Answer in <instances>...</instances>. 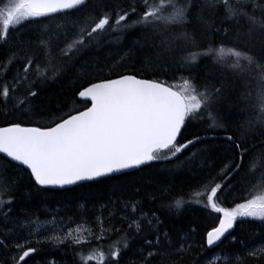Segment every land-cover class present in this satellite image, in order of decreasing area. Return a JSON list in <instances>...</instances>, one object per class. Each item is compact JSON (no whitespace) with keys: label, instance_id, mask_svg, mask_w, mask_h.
Listing matches in <instances>:
<instances>
[{"label":"snow or ice","instance_id":"1","mask_svg":"<svg viewBox=\"0 0 264 264\" xmlns=\"http://www.w3.org/2000/svg\"><path fill=\"white\" fill-rule=\"evenodd\" d=\"M201 61L214 70L202 78L193 74ZM170 69L171 80L161 79ZM64 79L80 85L73 99L42 107V93ZM237 83L255 87L254 98L240 91L231 99L228 84ZM0 108L17 117L0 126V264H30L49 245L71 251V264H179L194 250L189 241L195 229L173 238L156 212L143 210L140 188L121 179L131 170L171 165L185 153L182 163L207 162L217 140L225 142L231 163L207 177L203 191L185 199L165 180L144 195L168 197L167 207L177 213L195 203L216 214L200 245L212 255L191 264H221L220 257L232 264L241 252L215 250L229 236L235 242L234 225H264V171L257 175L245 161L257 155V146L264 152L260 0H123L114 6L104 0H0ZM237 108L245 119H233ZM237 176L240 202L224 206L221 196ZM24 177L29 196L103 180L112 182L115 198L93 205L91 219L52 211L42 220L17 207ZM254 187L260 194H252ZM134 244V258L125 261ZM259 246L245 253L256 255ZM46 256L42 264H61Z\"/></svg>","mask_w":264,"mask_h":264},{"label":"trees","instance_id":"2","mask_svg":"<svg viewBox=\"0 0 264 264\" xmlns=\"http://www.w3.org/2000/svg\"><path fill=\"white\" fill-rule=\"evenodd\" d=\"M123 0H104V3L110 5H116L122 3ZM264 2V0H260ZM93 4L98 3V0H92ZM31 27H36L32 25ZM219 39V38H218ZM227 59V58H226ZM141 65L137 63L135 70L139 71ZM214 71L208 67L207 61H201L199 66L193 69V74L198 77H204L209 72ZM173 69H170L167 75L161 74V79L171 80ZM187 75V73H185ZM174 83L179 84L180 81ZM80 85L74 83L73 80L64 79L56 83H51L44 93H42V107L49 106L51 101V107H55L56 102L63 104L65 100L71 101L75 92L79 89ZM229 94L231 99H235L236 92H248L255 93V87L251 89L241 88L240 84H228ZM78 101V98H76ZM78 107L79 105H72ZM243 107V106H238ZM233 119H245L246 114H242L237 109H233ZM21 120L28 119L27 117H20ZM17 117L10 112L5 113L3 108H0V126H3L7 122H16ZM199 125L190 126L185 132L188 136L191 132L197 131ZM190 138V137H189ZM215 145L212 152L209 154L207 162L202 158H197L194 163H182L187 160L188 153L180 158L179 161H173L171 165L153 164L150 167L142 168L139 171L130 173L128 177L122 178V183H128L131 181L140 188V197L143 198L142 208L145 212H156L159 218L163 221L165 230L172 233L175 238L176 233L181 229L185 234H188L190 229H195L190 233L192 243L195 247L191 256H185L179 259V264H191V261L200 259L201 257L211 256L212 253L207 248H201L202 239L204 233L212 226H214L215 213H210L209 210L203 209L202 205L191 203L184 207L179 213L175 209L167 207L169 199L166 196H159L155 201L149 200L144 194L156 191L161 186V182L167 180L168 186L172 188L173 192L184 193V198H188V194L194 191H203L200 187L207 177L210 175L218 174L224 167L231 163L232 154L228 151L226 144L223 140L215 141ZM257 155L249 161L245 158L246 163L253 168H257V175L259 172L264 171V152H260V146H257L253 150ZM251 155V154H250ZM11 174V170L10 173ZM243 175V173L241 174ZM240 177L230 179L229 183L234 185L231 189L226 188L224 194L221 196L220 203L224 206H231L235 202H240L241 184H238ZM112 182L101 181L100 183L86 185L81 188H73L68 192H55L47 196L28 195L30 185L27 178L24 177L20 180V193L17 197V207L25 208L31 212H36L43 220L46 213L52 211H59L61 215L65 214V211L69 215H74L77 218L86 215L89 219L92 216V206L105 203L109 198H115L111 191ZM253 195L260 194V190L256 187L251 189ZM131 192L125 191L124 196L130 195ZM116 195H120L117 193ZM87 204V209L80 208V204ZM232 236L236 237L235 242L232 241L231 236L221 243L215 250L217 253L222 249L228 251H238L242 253L239 258H233L232 264H264V225H261L259 221H248L245 223L237 222L235 224ZM243 241V244H241ZM258 248H253L256 255L248 256L245 253V249L250 246L257 245ZM139 247V244H134L129 249L128 254L125 256V261H130L134 258V253ZM51 254L61 264H71L72 252L67 248L61 247L59 250L49 246H45L41 254L35 256L30 264H42L43 260L48 258L46 254ZM221 264H224L222 257ZM215 264V259H213Z\"/></svg>","mask_w":264,"mask_h":264},{"label":"water","instance_id":"3","mask_svg":"<svg viewBox=\"0 0 264 264\" xmlns=\"http://www.w3.org/2000/svg\"><path fill=\"white\" fill-rule=\"evenodd\" d=\"M78 100H79V98H78ZM135 171H136V170H131L130 173L135 172ZM74 188H75V187H74ZM72 189H73V188H72ZM234 227H235V225H234ZM233 230H234V229H233ZM233 230H232V232H233ZM223 241H224V240H223ZM220 244H221V243H220ZM220 244H219V245H220Z\"/></svg>","mask_w":264,"mask_h":264},{"label":"rangeland","instance_id":"4","mask_svg":"<svg viewBox=\"0 0 264 264\" xmlns=\"http://www.w3.org/2000/svg\"><path fill=\"white\" fill-rule=\"evenodd\" d=\"M224 55H225V58H227V55H228L227 52H225Z\"/></svg>","mask_w":264,"mask_h":264}]
</instances>
